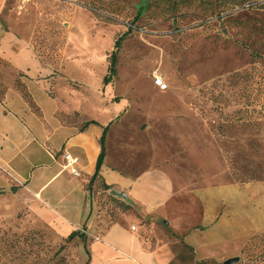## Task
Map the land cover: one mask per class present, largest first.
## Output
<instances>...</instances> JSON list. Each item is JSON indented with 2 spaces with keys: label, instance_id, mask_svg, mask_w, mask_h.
Returning <instances> with one entry per match:
<instances>
[{
  "label": "rangeland",
  "instance_id": "374dc122",
  "mask_svg": "<svg viewBox=\"0 0 264 264\" xmlns=\"http://www.w3.org/2000/svg\"><path fill=\"white\" fill-rule=\"evenodd\" d=\"M123 34L117 79L102 87ZM15 57L26 67L19 70ZM6 93L40 120L0 117V131L10 132L0 142L31 188L45 186L44 199L62 209L44 210L45 201L0 164V264H264V0H0L4 109ZM70 99L99 121L121 116L111 139L126 150L133 145L120 140L124 133L158 119L217 143L235 185L222 188L225 210L187 244L162 219L121 216L122 201L98 181L87 180L86 202L80 175L54 177L52 137L62 131L42 120L55 108L63 113ZM77 117L58 119L75 125ZM135 145L143 151L146 142Z\"/></svg>",
  "mask_w": 264,
  "mask_h": 264
},
{
  "label": "crops",
  "instance_id": "0c3cea01",
  "mask_svg": "<svg viewBox=\"0 0 264 264\" xmlns=\"http://www.w3.org/2000/svg\"><path fill=\"white\" fill-rule=\"evenodd\" d=\"M19 58H13V62L20 70L25 68L26 64H18ZM25 61L27 62V60ZM27 72L35 75L36 71L30 69ZM1 100L8 110L11 109L10 112H7V109H4L0 104V117L3 120L7 121V118L11 117H20L18 119L22 120L25 114H32L40 120L39 112L36 114L25 111V107H22L23 99L21 97L6 93L1 97ZM113 100L111 103H114ZM56 101L50 100L49 102L58 106ZM122 101L119 100L118 103ZM109 102L106 98V103ZM71 103L72 100L63 113L55 112L57 110L55 108L47 118V121L51 120V122L47 123L46 120H42L47 127L55 120L53 125L59 128L58 131L55 130V133L58 134L62 131L59 136L55 134L52 137L54 139L51 149L55 157L50 155V158L56 168L54 177L65 171L71 174L65 168V154L77 159V165L74 168L82 177L80 184L82 191L85 192L83 196L86 202L88 198L90 199V194L87 192L85 184L88 179L97 174L93 183L100 182L108 188L111 194L123 203L132 206L133 210L125 213L120 212L121 216L130 213L138 220L137 222L142 217L148 220L162 219L164 224H169L175 235L184 236V241L187 244H192L188 237L200 232L199 227L210 224L212 217L218 216L220 211L225 210L227 200L225 197L228 192L226 193L222 188L235 185L224 166L222 153L217 143L191 128L182 126L179 129L169 126L163 121L164 119H158L161 122H157V120L149 118L150 122L137 124L134 129L136 133H124L120 140L133 145L132 150H126L123 144L121 146H118V143L113 144V139H111V133L118 125L117 121L121 116L110 122H102L76 106H72ZM36 106L38 110L41 108L38 101ZM74 114L78 115L77 119L81 121L80 124L65 125L58 119ZM90 121L95 124H89L81 131L83 124ZM107 125L109 128L105 137V151L104 156L101 157L100 137L103 127ZM9 133L4 127L3 132L0 131V139L7 142L6 138ZM49 138L47 137L50 141L51 138ZM140 140L146 142L143 151L135 145ZM9 145L12 144L9 143ZM10 148L0 142V164L5 171L16 182L25 184L31 193L43 199L46 204L44 210L50 212L52 209L57 211L62 209L53 206L49 199H44L42 195L45 186H40L35 191L31 188L28 176H24L18 171L12 158L13 151ZM143 153V156H139ZM61 166L63 170H60ZM16 191L17 189L12 193H16ZM70 219L73 224L81 223L71 217ZM153 225L155 224L151 223V226ZM205 231L209 237L213 234L211 229ZM139 243L143 248L142 243L140 241Z\"/></svg>",
  "mask_w": 264,
  "mask_h": 264
},
{
  "label": "trees",
  "instance_id": "16d2710c",
  "mask_svg": "<svg viewBox=\"0 0 264 264\" xmlns=\"http://www.w3.org/2000/svg\"><path fill=\"white\" fill-rule=\"evenodd\" d=\"M125 36H126V34H123V35L118 36V38L115 40V42L113 44V47H112L111 52L109 53V55L107 57V71H106L105 76L102 79V83H101L102 84V87H106V86L112 84L117 79V74H118V71H117L118 55H119V52H120L122 43L125 40ZM119 100H120L119 98H115L113 100V102L118 103ZM89 124H95V122L90 121V122L84 123L83 124V127L81 128V131L85 127H87ZM108 128H109V125H107L106 127H103L102 135L100 137L101 157L104 156V151H105V137H106V133H107ZM99 164H100V161H99ZM96 178H97V174H94L93 177L91 178V182H93L94 180H96ZM14 190H15L14 188L11 189L12 192ZM118 209L122 213H125L127 211L133 210L132 206L127 205V204H125L123 202L118 205ZM163 225L166 227L167 224H164L163 223ZM72 236L73 235H70L68 237V240H71L73 238ZM187 249L189 250L190 247H188ZM181 258H182V255H179L175 260H180ZM170 264H174V262H172ZM199 264H208V263L205 262V261H201V262H199Z\"/></svg>",
  "mask_w": 264,
  "mask_h": 264
},
{
  "label": "built area",
  "instance_id": "2783aa9c",
  "mask_svg": "<svg viewBox=\"0 0 264 264\" xmlns=\"http://www.w3.org/2000/svg\"><path fill=\"white\" fill-rule=\"evenodd\" d=\"M155 86L162 87L163 86L162 80L159 78H156ZM64 161H65V168L68 169L72 175L74 176L80 175L74 168L77 165V159L72 158L69 154H65Z\"/></svg>",
  "mask_w": 264,
  "mask_h": 264
},
{
  "label": "water",
  "instance_id": "95a60500",
  "mask_svg": "<svg viewBox=\"0 0 264 264\" xmlns=\"http://www.w3.org/2000/svg\"><path fill=\"white\" fill-rule=\"evenodd\" d=\"M239 261V259L238 258H233V259H228V260H226L224 263H222V264H235V263H237Z\"/></svg>",
  "mask_w": 264,
  "mask_h": 264
}]
</instances>
